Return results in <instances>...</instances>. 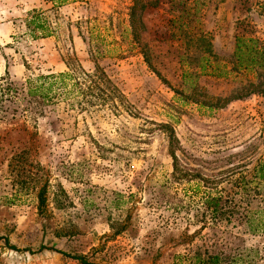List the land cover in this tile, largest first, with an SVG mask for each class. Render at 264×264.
I'll list each match as a JSON object with an SVG mask.
<instances>
[{
	"label": "rangeland",
	"instance_id": "374dc122",
	"mask_svg": "<svg viewBox=\"0 0 264 264\" xmlns=\"http://www.w3.org/2000/svg\"><path fill=\"white\" fill-rule=\"evenodd\" d=\"M165 1L132 11V0H0V78L19 94L27 78L65 70L73 54L124 96L117 109L76 96L37 112L19 97L14 119L0 120V235L24 248L0 240V264H81L40 245L97 264H186L206 249L223 250L224 264H264V230L246 221L264 220L252 176L264 159V93L235 96L248 80L264 86V71L258 80L247 69L182 74ZM200 1V27L225 70L235 33L264 45V0ZM31 9L48 36L31 37ZM160 124L176 140L175 169ZM215 190L235 209L211 220L201 202Z\"/></svg>",
	"mask_w": 264,
	"mask_h": 264
},
{
	"label": "trees",
	"instance_id": "16d2710c",
	"mask_svg": "<svg viewBox=\"0 0 264 264\" xmlns=\"http://www.w3.org/2000/svg\"><path fill=\"white\" fill-rule=\"evenodd\" d=\"M60 3L61 0H55ZM134 6L138 4L139 8L156 6L160 0H132ZM168 39L179 41L181 51L178 54V63L183 67L182 74L189 72L206 73L214 76H225L228 73H236L240 70L264 71V45L261 41L254 37L245 35L243 32L235 33L233 37V48L231 53L230 68L225 70V67L220 64L218 57L211 50V42L205 31L200 27L198 19L199 6L203 3L200 0H166ZM264 8V2L261 4ZM24 24L32 38L46 37L50 34L48 23L41 15L38 9H31L26 12ZM256 79L259 78V73L255 74ZM25 92L19 94L16 88L9 82L0 78V120L6 119V114L9 113L14 119V113L19 107V99L25 101H33L36 103L37 109L42 106L53 104L55 101L63 102L68 105L70 99L79 97V101L88 106L105 107L117 109V104L124 99L123 94L119 91L116 85L112 82L105 71L97 64L93 65L91 70H85L80 65L75 55L69 54L65 58V70L59 72H51L45 74H37L34 78L26 79ZM264 93V86L261 81L248 80L247 84L243 85L235 93V96H243L250 92ZM20 97V98H19ZM78 102V100H76ZM222 101L221 98H216L215 102ZM72 103V102H70ZM69 103V104H70ZM25 111L20 108L19 111ZM21 111L19 113H21ZM37 114V113H36ZM162 131L166 135L168 143V153L172 159V165L176 166V157L174 154L175 138L170 126L160 124ZM252 176L256 178L264 190V159L257 161L252 168ZM37 208L40 213L45 204L44 190L41 187L37 194ZM204 210L209 213L211 220H217L223 217L226 210L235 209L234 204L230 205L227 196L215 190L205 192L202 198ZM248 219V220H247ZM251 218L246 217L251 231L264 230V220L258 218L254 224ZM251 222V223H250ZM0 240L10 249H19L8 242V239L0 235ZM43 248L51 249L62 255L77 259L81 264H97L86 260L81 255H71L61 250L47 246H38L37 250ZM187 256L185 255L184 259ZM190 262L186 264H224L223 250L209 252L204 250V253L194 252L190 255ZM182 262H179V264Z\"/></svg>",
	"mask_w": 264,
	"mask_h": 264
}]
</instances>
